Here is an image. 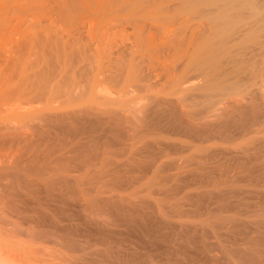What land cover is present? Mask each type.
<instances>
[{
  "label": "rangeland",
  "instance_id": "374dc122",
  "mask_svg": "<svg viewBox=\"0 0 264 264\" xmlns=\"http://www.w3.org/2000/svg\"><path fill=\"white\" fill-rule=\"evenodd\" d=\"M163 1L0 0V264L264 262V0Z\"/></svg>",
  "mask_w": 264,
  "mask_h": 264
},
{
  "label": "bare ground",
  "instance_id": "6f19581e",
  "mask_svg": "<svg viewBox=\"0 0 264 264\" xmlns=\"http://www.w3.org/2000/svg\"><path fill=\"white\" fill-rule=\"evenodd\" d=\"M49 1V0H48ZM148 1V0H147ZM163 1V0H162ZM167 1V0H166ZM188 1H190V0H188ZM229 1V0H228ZM234 1H236V0H234ZM4 2V1H3ZM106 2V1H105ZM104 2V3H105ZM119 2V1H118ZM117 2V3H118ZM131 2V1H130ZM164 2V1H163ZM230 2H233V1H230ZM244 2V1H243ZM115 3V2H114ZM133 3H135L136 4V2H133ZM165 3H167V2H165ZM194 3V2H193ZM197 3V2H196ZM225 3V2H224ZM234 3V2H233ZM241 3V2H240ZM110 4V3H109ZM134 4V5H135ZM155 4H157V3H155ZM226 4V3H225ZM101 5V4H100ZM113 5V4H112ZM150 5V4H149ZM224 5V4H223ZM223 5H222V8L224 9V7H223ZM227 5V4H226ZM230 6H232L233 4L232 3H230L229 4ZM234 5H238V3H236V4H234ZM233 5V6H234ZM243 5V4H242ZM7 6V5H6ZM12 6V5H11ZM40 6V5H39ZM69 6V5H68ZM116 6V5H115ZM123 6V5H122ZM140 6V5H139ZM146 6V5H145ZM236 6L235 7H233V8H236ZM91 7V6H90ZM117 7V6H116ZM143 7V6H142ZM161 7V6H160ZM220 7V6H219ZM239 7H243V6H239ZM153 8V7H152ZM163 8V7H162ZM184 8V7H183ZM221 7H220V11L221 10H223ZM226 8H231V7H229V6H227V7H225V9ZM35 9V8H34ZM133 9V8H132ZM146 9V8H145ZM214 9V8H213ZM218 9V8H217ZM238 9H240V8H236V10H237V12L238 11H240V10H238ZM32 10V9H31ZM127 10V9H126ZM159 10V9H158ZM182 10V9H181ZM189 10V9H188ZM229 10H231L230 12H233L232 10H234V12H236V10L235 9H226V10H223V12H225V11H227V13L229 12ZM164 11H165V9H164ZM220 11H218V13L220 12ZM188 12V11H187ZM236 12V13H237ZM241 12V11H240ZM240 12H238L239 13V15L241 14ZM56 13V12H55ZM150 13H152V12H150ZM149 13V14H150ZM160 13V12H159ZM221 13V12H220ZM112 14V13H111ZM41 15V14H40ZM59 15V14H58ZM144 15V14H143ZM166 15H167V13H166ZM217 15H219V14H217ZM2 16V15H1ZM152 16V15H151ZM3 17V16H2ZM21 17V16H20ZM25 17V16H24ZM201 17V16H200ZM214 17V16H213ZM221 18V15L220 16H217V18ZM34 18V17H33ZM55 18V17H54ZM59 18V17H58ZM152 18V17H151ZM215 18V17H214ZM216 18V20L217 21H220L219 19H217ZM155 19V18H154ZM163 19V18H162ZM113 20V19H112ZM195 20V19H194ZM211 20V19H210ZM212 20H214L213 18H212ZM3 21V20H2ZM23 21V20H22ZM253 21V20H252ZM110 22V21H109ZM221 22V21H220ZM249 22V21H248ZM54 23V22H53ZM166 23V22H165ZM213 23L215 24V22L213 21ZM189 24V23H188ZM244 24V23H243ZM218 26L220 27V25L218 24ZM160 27V26H159ZM213 27V26H212ZM12 28V27H11ZM161 28V27H160ZM202 28V27H201ZM13 31V30H12ZM218 32V31H217ZM213 36V35H212ZM216 36V35H215ZM214 37V36H213ZM208 39V38H207ZM206 39V40H207ZM207 42V41H206ZM225 47V46H224ZM255 47V46H254ZM264 47V46H263ZM246 49V48H245ZM221 50V49H220ZM223 50V49H222ZM252 50V49H251ZM258 51V50H257ZM10 52V51H9ZM6 53V52H5ZM225 53V52H224ZM250 56L252 55V54H249ZM5 56H7V55H5ZM254 55H252V57H253ZM249 57V56H248ZM232 59V58H231ZM249 59H251V62H252V58H249ZM250 61V60H249ZM21 62H22V60H21ZM234 62V61H233ZM239 62V61H238ZM2 65V64H1ZM23 65V64H22ZM246 65V64H245ZM249 65V64H248ZM250 67H249V69H248V78H249V80H253L254 79V77L256 78L257 77V75H258V73L260 72L258 69H259V67H258V69H257V64L255 65V64H253V62H252V64L250 63ZM255 65V66H254ZM8 66H10V65H8ZM259 66V65H258ZM20 68V67H19ZM23 68V67H22ZM11 69V68H10ZM15 70V69H14ZM16 72V71H15ZM246 72H247V70H246ZM9 73V72H8ZM13 73V72H12ZM260 74V73H259ZM3 75V74H2ZM258 76H262L261 77V79L262 80H260V82H262V83H260L261 85L263 84V82H264V77H263V75L262 74H260V75H258ZM20 78V77H19ZM258 78V77H257ZM20 80H21V78H20ZM259 80V79H258ZM256 82H258L257 81V79L255 80ZM253 83H255L254 81H252ZM8 83V82H7ZM249 83V82H248ZM19 84V83H18ZM23 84V83H22ZM251 84V83H250ZM256 84V83H255ZM258 84V83H257ZM260 84H258V86H260ZM248 86H253V84L252 85H249V84H247ZM231 86V85H230ZM235 86V85H234ZM256 86V85H255ZM243 87V86H242ZM16 88V87H15ZM220 88H222V87H220ZM254 88H257V87H254ZM259 88V91H257V89H256V91L257 92H259V94H260V96L263 94V88L260 86V87H258ZM12 89V88H11ZM252 89V88H251ZM4 90V89H3ZM22 90V89H21ZM253 90V89H252ZM248 91V90H247ZM246 91V92H247ZM254 91V90H253ZM252 91V92H253ZM253 92V93H255V95L254 96H256V95H258V93L257 92ZM243 92V91H242ZM251 92V93H252ZM237 93V92H236ZM253 93H252V95H253ZM257 93V94H256ZM11 94V93H10ZM222 94H224V93H222ZM246 94V93H245ZM250 95V94H249ZM252 95H250L251 97H252ZM242 97H244V99L246 98L245 96H242ZM14 98V97H13ZM9 99H10V97H9ZM12 99V98H11ZM251 100H249L250 102H249V106H248V108L247 109H249V110H251V111H256L258 108H260L261 106H263L264 105V98H260L261 99V101L258 103V102H255L254 100H256V99H253V97L252 98H250ZM253 99V100H252ZM239 100V101H238ZM238 100H236V103H240L241 104V102H243L244 100L242 99V100H240V99H238ZM246 101V100H245ZM244 101V102H245ZM248 103V102H247ZM239 104V105H240ZM236 105H238V104H236ZM238 105V106H239ZM258 127H259V124H257L255 127H254V131H252V133H255V135H256V133H258ZM263 127H264V125H263ZM263 153H264V151H263ZM255 157V156H254ZM263 157H264V155H263ZM257 158L258 157H255V160H257ZM257 162V161H256ZM238 218V217H237ZM252 219V218H251ZM259 220V219H258ZM253 221H255V219L253 220ZM256 221H257V219H256ZM262 221V222H261ZM260 222L258 221V222H255V224L257 225V227H259L258 229H260V230H262V228L264 227V220H261ZM223 222V221H222ZM253 224V223H252ZM256 227V228H257ZM263 231H264V228H263ZM259 232V231H258ZM258 232H257V234H258ZM260 233V232H259ZM34 235V234H33ZM257 236H259V235H257ZM263 236V235H262ZM255 238V237H254ZM257 238V237H256ZM258 239V238H257ZM6 240V239H5ZM252 240V239H251ZM259 241V240H258ZM254 242V241H253ZM6 246V245H5ZM4 247V246H3ZM17 249V248H16ZM238 251H239V249H237ZM28 251V250H27ZM237 251V252H238ZM253 252V251H252ZM3 253V252H2ZM35 253V252H34ZM258 253V252H257ZM23 255V254H22ZM36 255V254H35ZM240 255V254H239ZM2 256V255H1ZM18 256V255H17ZM6 257V256H5ZM5 257H4V259H5ZM24 257V256H23ZM241 257H243V256H241ZM259 257V256H258ZM262 257V256H261ZM259 258L260 259V261L259 262H262V261H264V256H263V258ZM7 258V257H6ZM10 257L8 256V259H9ZM15 258V257H14ZM17 258V257H16ZM12 259H13V257H12ZM250 259V258H249ZM261 259H263L262 261H261ZM3 260V259H2ZM19 260V259H18ZM65 260V259H64ZM248 260V259H247ZM5 261V260H4ZM9 261H10V259H9ZM7 262H8V260H7ZM7 262L5 263V264H7ZM22 262V261H21ZM9 263V262H8ZM262 263H264V262H262ZM262 263H259V264H262ZM3 264V263H2ZM237 264V263H236Z\"/></svg>",
  "mask_w": 264,
  "mask_h": 264
}]
</instances>
